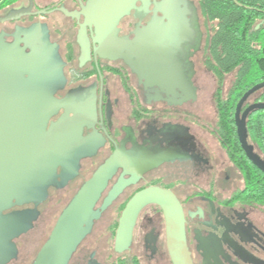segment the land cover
Listing matches in <instances>:
<instances>
[{"label":"flooded vegetation","instance_id":"flooded-vegetation-1","mask_svg":"<svg viewBox=\"0 0 264 264\" xmlns=\"http://www.w3.org/2000/svg\"><path fill=\"white\" fill-rule=\"evenodd\" d=\"M4 1L0 18L12 8L31 7L29 14L0 20V78L15 70L23 79L13 96L27 82L15 61L32 58L47 65L51 80L62 79L39 104V113L3 127L9 150L0 165L6 176L0 184V264H33L61 213L102 167L105 185L67 264H111L118 258L125 264H172L163 213L154 203L137 214L129 246L114 249L127 203L149 186L170 190L179 200L192 264H264V204L246 197L241 172L217 140L216 117L209 123L194 106L192 77L207 33L198 0H137L115 29L101 34L85 22L87 0ZM172 9L195 12L200 27L179 46L195 53L183 58L194 66L192 87L174 97L154 80L149 85L133 67L132 51L139 43L162 49L180 39L167 25ZM61 120L67 129L51 134ZM28 149L34 157L23 161ZM16 157L29 179L25 189L12 183Z\"/></svg>","mask_w":264,"mask_h":264},{"label":"water","instance_id":"water-1","mask_svg":"<svg viewBox=\"0 0 264 264\" xmlns=\"http://www.w3.org/2000/svg\"><path fill=\"white\" fill-rule=\"evenodd\" d=\"M137 0H87L82 12L85 22L93 24L97 32L106 33L108 27L116 28L120 18L128 14ZM238 5H242L238 3ZM252 8L249 5H243ZM27 8H12L8 15L0 20L14 19L30 13ZM153 33L149 30V33ZM23 84L21 75L15 70H9L0 78V107L3 103L20 90ZM264 88V80L247 89L239 98L234 112L238 140L246 157L264 173V160L254 151L248 143L246 116L257 107H264V102L251 103L242 111V105L255 92ZM7 132L0 126V165L7 157L9 144L6 141ZM16 151V150H15ZM25 154V155H24ZM22 160L33 159L35 151L25 150ZM17 155V153H16ZM20 157L15 160V178L13 186L16 190L25 189L28 176L23 167L19 168ZM39 169L40 166L37 165ZM30 173V172H29ZM32 173V172H31ZM33 174V173H32ZM106 168L102 167L94 176L95 181L75 196L64 209L53 227L48 239L40 249L33 264H67L70 254L75 249L81 238L88 230L89 222L93 218L92 205L98 198L99 191L106 182ZM33 176V175H32ZM31 176V178H33ZM3 172L0 168V184L5 183ZM93 179V180H94ZM159 205L165 220L166 240L168 254L172 264H192L190 253L187 249L184 216L179 200L173 192L157 186H149L137 192L127 203L124 209L115 236L114 249L122 252L131 242V235L135 219L139 211L147 204Z\"/></svg>","mask_w":264,"mask_h":264},{"label":"trees","instance_id":"trees-1","mask_svg":"<svg viewBox=\"0 0 264 264\" xmlns=\"http://www.w3.org/2000/svg\"><path fill=\"white\" fill-rule=\"evenodd\" d=\"M15 0H5L11 5ZM238 3L242 5H238ZM207 33L201 64L214 76L215 134L227 157L237 166L245 183L246 197L264 204V173L243 153L236 132L234 112L242 94L264 80V0H198ZM249 5L252 8H246ZM231 82L224 90V80ZM264 102V88L242 105ZM247 139L264 160V107L253 109L245 118ZM111 264H125L118 258ZM129 264H140L133 260Z\"/></svg>","mask_w":264,"mask_h":264},{"label":"rangeland","instance_id":"rangeland-1","mask_svg":"<svg viewBox=\"0 0 264 264\" xmlns=\"http://www.w3.org/2000/svg\"><path fill=\"white\" fill-rule=\"evenodd\" d=\"M166 19L167 25H171H169L170 32L180 33V39H175L168 47L162 49L150 46L145 42L139 43L137 50H132L137 57L133 67L142 75L147 76L149 85H153V80L158 82L157 84L160 87L162 86L160 89L168 91L172 97L188 92V89L192 87L191 82L193 81L198 96L194 106L200 113H204L208 117L209 123L214 122L216 117L213 101L216 86L215 78L206 67L199 64L197 72L191 81V75L189 74L194 66L183 64V58L189 53L194 57L195 53L193 54V49L189 47H179L185 43V39L190 35H198L200 33L198 17L195 12L190 14L186 12V9H172L167 13ZM132 51L129 53H132ZM108 52V55L115 54L112 51ZM183 52H186V54H183ZM14 63L16 69L26 73L27 82L20 92L7 99L0 107V125L6 130L15 121H19L27 115L31 117L39 113L44 107V105L39 104L47 98L46 95L49 90L62 79L51 80L47 65L35 63L32 58H29L26 64L18 63L17 61ZM230 82L231 75H228L224 80V90L228 88ZM157 92L158 89L156 90ZM65 122L63 120L56 121L50 127V133L55 135L58 132H62L63 129H67ZM256 151L259 152L258 149ZM46 221H48V217H45L41 223L44 224ZM29 236L31 237L32 235ZM103 264L108 263L104 262Z\"/></svg>","mask_w":264,"mask_h":264},{"label":"crops","instance_id":"crops-1","mask_svg":"<svg viewBox=\"0 0 264 264\" xmlns=\"http://www.w3.org/2000/svg\"><path fill=\"white\" fill-rule=\"evenodd\" d=\"M0 1H2V0H0Z\"/></svg>","mask_w":264,"mask_h":264}]
</instances>
